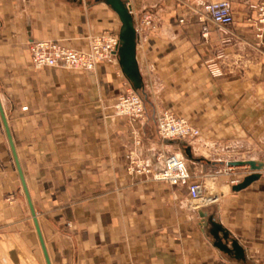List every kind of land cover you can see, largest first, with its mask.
Wrapping results in <instances>:
<instances>
[{
  "label": "crops",
  "instance_id": "1",
  "mask_svg": "<svg viewBox=\"0 0 264 264\" xmlns=\"http://www.w3.org/2000/svg\"><path fill=\"white\" fill-rule=\"evenodd\" d=\"M127 1L136 24L154 20L137 45L145 118L135 123L114 112L132 89L118 62L36 69L30 56L37 41L84 52L92 36L118 34L108 5L0 0V264H47L3 116L51 264H264V169L234 192L251 171L228 166L264 162V33L248 8L258 0H228L233 25L206 38L193 9L214 0ZM164 110L200 136L162 140ZM187 146L205 161H189ZM171 154L194 166L192 181L214 177L217 198L199 206L186 189L129 171H161ZM211 216L245 260L214 246Z\"/></svg>",
  "mask_w": 264,
  "mask_h": 264
},
{
  "label": "built area",
  "instance_id": "2",
  "mask_svg": "<svg viewBox=\"0 0 264 264\" xmlns=\"http://www.w3.org/2000/svg\"><path fill=\"white\" fill-rule=\"evenodd\" d=\"M248 2V0H242ZM248 8L256 15L258 37L264 33V0L255 3L248 2ZM197 20L202 24V35L209 36L212 27L224 29L234 23L232 4L228 0H214L203 3L193 9ZM185 19L179 21L183 24ZM154 28L151 15H143L136 31L139 36L148 29ZM119 47L118 34L103 33L89 39L87 51H79L64 47L51 41H37L30 45V56L36 69L65 68L76 71L93 72L101 63H117ZM221 58L222 55H219ZM115 115L127 118L132 123L145 118V104L142 97L130 89L120 96L114 105ZM157 132L162 140L191 141L200 136V131L191 126L186 120L178 118L168 110L160 112L156 118ZM131 173L151 175L153 181L163 183L170 187L184 188L187 190L193 203L203 206L205 202L206 184L203 181H192L193 175L188 166V160L178 154H171L164 160V168L153 172L145 166L135 165L129 168ZM238 182V181H236Z\"/></svg>",
  "mask_w": 264,
  "mask_h": 264
},
{
  "label": "water",
  "instance_id": "3",
  "mask_svg": "<svg viewBox=\"0 0 264 264\" xmlns=\"http://www.w3.org/2000/svg\"><path fill=\"white\" fill-rule=\"evenodd\" d=\"M104 2L106 5H108L118 16V19L121 23V27L118 33L119 37V47L117 51L118 56V64L120 66V69L127 79V81L131 84L132 89L135 92H144V81L143 77L140 71V67L137 60V45L139 41V35L136 31V23L134 20V16L131 11V7L127 0H100ZM4 124L6 128V132L11 144L12 151L15 155V159L17 162L18 170L20 172L22 185L26 191L27 200L32 212V215L34 217V222L36 226V230L38 233V236L41 241V245L43 248V252L47 261V264H51L50 258L48 256V252L46 250V247L44 245V241L42 238V234L40 231L39 223L36 217V213L34 211V207L32 204V201L30 199V196L26 189V184L22 175V172L20 170L14 145L12 142L10 130L8 127V123L6 118L3 116ZM185 156L189 161H195L198 163L204 162L205 160L202 158L194 159L192 149L191 147L187 146L185 147ZM228 166L230 167H242L246 166L250 168L251 174L244 177L242 181L237 183L232 187V190L234 192H239L241 190H244L248 188L251 184L261 179V172L264 169V162L260 161H238V162H230L228 163ZM205 217V215H202ZM208 223L211 225V236L214 239V246L219 249L221 252L233 256L237 260H245V250L240 245V243L232 239L230 237L229 232L220 224L218 223L213 216H211L208 219Z\"/></svg>",
  "mask_w": 264,
  "mask_h": 264
},
{
  "label": "rangeland",
  "instance_id": "4",
  "mask_svg": "<svg viewBox=\"0 0 264 264\" xmlns=\"http://www.w3.org/2000/svg\"><path fill=\"white\" fill-rule=\"evenodd\" d=\"M149 30V29H148ZM105 33H108V32H105ZM112 34H115V33H112ZM138 94L140 95V93L138 92ZM188 166H189V169L191 170L190 172H194V166L192 164H189L188 163ZM236 167H230L229 166V171H232L234 170ZM195 173V172H194ZM216 175V173H215ZM199 181H203L205 184H206V189H207V192H206V197L205 198H212V197H215L214 199H216V195L218 194L217 191H216V185H215V180H214V177H202L200 178ZM204 198V199H205ZM211 203V202H210Z\"/></svg>",
  "mask_w": 264,
  "mask_h": 264
},
{
  "label": "trees",
  "instance_id": "5",
  "mask_svg": "<svg viewBox=\"0 0 264 264\" xmlns=\"http://www.w3.org/2000/svg\"><path fill=\"white\" fill-rule=\"evenodd\" d=\"M140 93V96L142 97V99H143V101H144V98H143V96L141 95V92H139ZM144 103H145V101H144Z\"/></svg>",
  "mask_w": 264,
  "mask_h": 264
}]
</instances>
